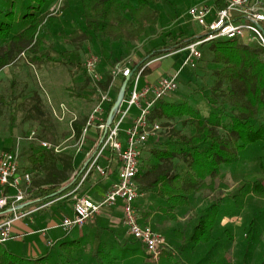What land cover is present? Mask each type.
<instances>
[{"label": "trees", "instance_id": "1", "mask_svg": "<svg viewBox=\"0 0 264 264\" xmlns=\"http://www.w3.org/2000/svg\"><path fill=\"white\" fill-rule=\"evenodd\" d=\"M53 1L37 0L38 4L29 3L26 12L19 19L8 23L0 21V42L6 44V47L0 49V69L11 65L21 54H27L33 65L51 62L54 60L51 51H57L62 55L61 63L67 64L73 71L75 61L66 58L64 51H58L53 44L48 43L50 37L56 38L63 34L60 15H64L70 6L69 0H63L59 9H51ZM157 1L81 0L79 8L70 10L77 26V30L71 33V43L79 38L92 42L99 39L103 44L108 42L116 49L134 48V42L143 38L147 26L155 25L158 21L159 11L155 6ZM208 2L217 8L225 5V0ZM14 13L11 8L5 14ZM177 36L169 38V46H156L145 57L155 59L164 54H172L195 40L192 36L176 42ZM47 45L49 46L45 51L44 47ZM201 50L202 57L197 67L189 69L191 72L187 74L189 81L194 84L177 96L172 94L162 98L153 108L152 117L166 122L162 123L160 137L149 144L150 162L142 165L141 160L137 175L139 187L145 193L150 191L147 202L142 199V205H138V208L144 206V221L152 214H157L158 217H166L177 224L178 210L188 206L199 191L208 187L215 189V182L222 176L224 166L239 163L243 155L251 153L253 149L264 150V46L256 40L244 43L239 38H223L204 43ZM105 60L107 64H113L112 55H106ZM145 64L146 61L141 60L133 68L140 69ZM78 70H82L86 82L76 95L92 98L94 89L80 60ZM150 72V67L146 66L142 71V78ZM104 75L102 85L108 88L113 79L112 71L108 68ZM124 79L125 77H119L118 89L113 90L114 96L108 106L107 117ZM15 84L16 81H13V85ZM0 97L4 102V97ZM32 112L39 117L43 130L51 131L53 120L41 109L39 99H35ZM32 112L29 116H34ZM87 118L88 115H80L74 121L73 128L77 138L81 136ZM21 155L26 156V168L32 174L31 193L38 191L36 196L40 198H56L57 195H51L70 184L78 169L74 153L56 152L33 142L23 148ZM256 159L262 175L255 180L245 181L233 195L219 196L216 201L200 210L192 233L180 245L181 251H187L190 245L191 248L207 245L208 249L211 247L209 263L218 264L220 260L221 264H225L223 259L211 258L212 255H217V251L214 252L213 249L224 241L219 231L220 219L224 216L234 217L237 210L246 206L250 196L264 194V160L261 155ZM75 185L76 182H73L58 197L70 193ZM8 189L1 187L0 196L8 194ZM70 197L71 195H67L65 201ZM226 200L232 203L234 209L229 215L224 207ZM146 207L148 211L145 212ZM2 217L4 215H0ZM174 232L184 234L175 225L171 228L170 239H173ZM225 232L229 238L227 244L230 245L234 240L233 235L229 230ZM256 232L255 220H252L246 234L247 258L251 244L255 243ZM68 233L46 254L35 259L17 254L6 243H0V264H120L136 256L140 249L137 245L140 242L133 237L122 242L115 229L103 218H99L81 237H71ZM196 262L202 264L204 260L198 259ZM258 264H264V256Z\"/></svg>", "mask_w": 264, "mask_h": 264}, {"label": "rangeland", "instance_id": "2", "mask_svg": "<svg viewBox=\"0 0 264 264\" xmlns=\"http://www.w3.org/2000/svg\"><path fill=\"white\" fill-rule=\"evenodd\" d=\"M128 1V0H123ZM204 1L211 0H158L155 4L159 11L157 23L149 24L146 28L145 34L141 40L134 42V48L116 49L115 46L106 42L103 44L101 40L92 42L88 39L79 38L71 43L73 36L71 33L77 30L76 23L73 19L71 9L79 8L81 0H69V8L65 14H61L60 18L63 21L64 29L63 34L58 37H50L48 43L53 44L54 48L58 51H64L66 58H71L75 61L73 71L71 72L70 66L61 63L62 55L59 52H52L51 56L56 61L44 62L40 64H31L28 55L21 54L11 65L5 66L0 69V96L4 97V102L0 97V151L19 149L20 162L22 160L21 152L24 147L28 146L31 142L41 146L40 141H48L50 143L61 145H73L74 141L69 140L71 136V120L73 115L66 114L64 117L59 118L55 115L54 110L58 108L61 103H65L69 109L74 113L77 118L80 115H88L93 108L94 94L92 98H84L77 96V92H81L82 86L85 84L86 79L82 74V70H78L79 60L83 68V63L86 56L90 53H96L100 56L101 63L100 69L102 73L108 68L112 71L114 66L118 63L124 62L127 66L133 67L141 60L147 63L152 61H163L167 54L162 57L151 59V56L145 57L147 52L154 47H160L171 43L170 37L177 36L176 42H182L185 39L197 35L200 27L196 25L187 16V11ZM38 4L37 0H0V21L12 22V20L19 19L22 13L26 12L28 4ZM12 4L13 7H12ZM60 5V0L52 2L51 9ZM13 8L14 15L5 14L9 9ZM71 35V36H70ZM252 41L253 38L251 37ZM166 41V42H165ZM167 43V44H166ZM44 50H47V47ZM1 47H6L4 42H0ZM43 50V49H42ZM102 50V52H101ZM1 51V50H0ZM176 53V52H174ZM112 55L113 64H107L105 56ZM145 57V58H144ZM144 58V59H143ZM181 65V64H180ZM191 71L189 68L183 70L179 77L178 90L173 93L177 96L193 85L187 76ZM13 81L16 84L13 85ZM134 81V76L130 79L129 85L131 86ZM118 89V83L115 86V91ZM114 94H112V97ZM35 99H39L40 106L45 113H48L52 118V129L43 130V125L39 122V117L32 112V105ZM30 112L32 115L29 116ZM166 122L162 120L161 123ZM50 126V125H49ZM32 131H36L37 140L29 138ZM98 136V135H97ZM163 138V136H162ZM94 148V144L88 142L83 146V150ZM70 147L67 150H76L78 148ZM259 155L264 160V150L255 151L243 155L242 161L233 166H224L223 174L215 182V189L210 187L203 189L196 193L190 200L188 206L183 210H178L179 221L175 224L174 221L166 217L154 218V220L144 221L142 208H138L141 222L150 225L155 230L164 235L166 239L165 252L161 264H197V260H204L202 264H210L209 248L208 246H197L186 251H181L180 245L185 242V239L192 233L198 214L204 207L216 201L219 196L228 197L236 193L237 189L243 185L245 181L255 180L262 175L259 171L260 164L256 159ZM150 149L149 145L145 149L142 156V165L150 162ZM26 157L23 159L22 164L26 167ZM103 163V161H101ZM144 167V166H143ZM24 168H22L23 170ZM96 170H93L94 174ZM147 194V192H146ZM152 195V193H151ZM251 197V198H250ZM247 200L246 206L242 210H237L234 217L224 216L220 219L219 231L223 237V242L219 247H216L214 252L217 255H212L214 260L223 259L225 264H258L264 256V194L260 196H250ZM147 195L145 198L146 199ZM148 198L149 195H148ZM140 199L138 205H142L143 201ZM141 207V206H139ZM227 215L234 211L233 205L230 201L226 200L224 203ZM234 213V212H233ZM252 220H255L256 225V240L250 246V254L248 258L245 255L247 248V231ZM97 218L92 222L96 223ZM175 225L179 226L184 234L179 232L173 233V239H170L171 228ZM89 227V226H88ZM226 230L231 231L233 235V242L228 245L229 238L227 237ZM71 232V231H70ZM119 238L122 242L132 237L128 234L125 228L117 227ZM183 235V236H181ZM72 237V235H70ZM17 250L22 254H26L29 249V240L25 242L12 243ZM139 251L136 256L130 257L120 264H152L148 255L144 254L145 250L141 243H137ZM214 245V244H212ZM211 245V246H212ZM24 250V251H23ZM169 253L171 254L169 256ZM25 256V255H24ZM218 264H221L219 260ZM224 264V263H223Z\"/></svg>", "mask_w": 264, "mask_h": 264}, {"label": "built area", "instance_id": "3", "mask_svg": "<svg viewBox=\"0 0 264 264\" xmlns=\"http://www.w3.org/2000/svg\"><path fill=\"white\" fill-rule=\"evenodd\" d=\"M62 1L60 0L57 9ZM187 16L200 27L199 32L193 36L195 39L193 42L176 51L183 56L180 67L155 82H146L142 85V71L151 62L140 69L129 67L121 62L112 70L113 79L108 88H104L102 83L105 75L100 69V56L96 53L88 54L84 60L83 69L94 89V104L81 136L77 138L73 128L77 116L65 103H61L54 113L59 118L66 114L73 115L72 133L69 137V140L74 141L73 145L61 147L48 141H40L42 147L54 149L56 152L76 147L78 152L84 153L81 166L71 178L76 185L68 194L74 199L73 214L63 217L60 226L66 232L83 228L93 222L103 208L120 205L123 212V224L128 234L142 244L152 264H161L166 239L159 231L141 222L137 203L146 196V193L139 187L137 175L145 149L152 140L160 137L162 131L161 121L152 117L153 108L159 100L178 90L179 77L184 69L197 67L202 57L201 46L204 43L223 38H239L244 43H248L252 37L264 46V0H225L222 8L204 1L191 7L187 11ZM133 76V84L130 86L128 82L120 109L105 134L106 114L112 101L114 87L119 77L131 79ZM92 130L96 133V138L92 142L94 148L83 150ZM29 138L37 140L36 131H32ZM107 152H111L117 159V179L111 184L101 201L95 202L88 194H79V190L89 179L93 170L102 177L108 176V168L101 163ZM0 186L14 190L13 194L0 196V210L4 214L11 213V216L0 222V243L4 244L14 238V223L31 214L30 211H23L22 206L31 196L32 174L21 169L18 148L0 151ZM47 244L51 248L55 241L50 239Z\"/></svg>", "mask_w": 264, "mask_h": 264}, {"label": "crops", "instance_id": "4", "mask_svg": "<svg viewBox=\"0 0 264 264\" xmlns=\"http://www.w3.org/2000/svg\"><path fill=\"white\" fill-rule=\"evenodd\" d=\"M182 61H183V56L181 53L169 54L167 55L166 58H164L163 61L162 60L158 62L152 61L149 65L151 72L142 79V85H144L146 82H155L160 77L167 76L173 73L180 67ZM95 138H96L95 130H92L89 134L88 142L92 143L95 140ZM63 151L67 153L70 152L74 153L77 158L76 160L77 166L78 167L81 166L84 159L83 152H77L76 150H66V149H64ZM25 157L26 156H22L20 166L21 169L24 168L23 170L29 171L26 168L28 165L27 159H26V163H27L26 167L22 164V161ZM102 161L103 163L102 162L101 163L108 168V176L102 177L99 173L95 172L94 174L90 175L89 179L79 190V194L82 193L88 194L95 202L101 201L105 193L109 190L111 184L117 179L118 162L117 159H115V157L113 156V154L111 152H107V154L102 159ZM0 190H1V186H0ZM8 190H9L8 192L9 194L14 193V190L12 188H9ZM146 192H147L146 194L147 198L145 202H147L148 195H150V191H146ZM37 194L38 191L31 193L29 200L23 204L22 206L23 211L26 212L30 211L31 214L14 223L13 225L14 238L9 240L5 244L13 252L23 256L25 255V257L31 259L38 258L41 255L46 254L49 250H51V248L47 244L48 240L52 239L56 243L65 236L67 232L60 226V223L63 217L73 214V203H74L73 196H71L70 199L68 198V200L65 201L69 193L61 197H58L57 195L56 198H49V199H45V197L40 198L36 196ZM156 202L157 201L155 200L154 203ZM141 208L142 210H144V206ZM146 211H148L147 207L145 209V212ZM0 215H4V217L0 218V222H2L7 217L11 216V213L9 212L4 214L2 213V210H0ZM156 216L158 215L152 214L148 220L152 221L154 220V218H156ZM99 218L105 219L108 222V224L113 229H115L117 234H118L117 232L118 225L122 229L125 228V230L127 231L126 227L123 224V212L120 205L103 208L101 210V213L97 216V220ZM94 224L91 222L83 228L72 230L71 232L68 233V235L81 237L85 235L90 230V227H92ZM27 240H29V249L26 254H22L12 244L13 242L21 243Z\"/></svg>", "mask_w": 264, "mask_h": 264}, {"label": "water", "instance_id": "5", "mask_svg": "<svg viewBox=\"0 0 264 264\" xmlns=\"http://www.w3.org/2000/svg\"><path fill=\"white\" fill-rule=\"evenodd\" d=\"M129 79L130 77H126L120 87V90H119V93L115 99V102L113 103L110 111H109V114H108V117H107V120H106V124H107V128H106V132L105 134L107 133L108 131V128L109 126H111V124L113 123L119 109H120V106L122 104V101L125 97V94H126V89H127V85H128V82H129ZM73 184V181L68 184L67 186L65 187H62L60 190H58L56 193L52 194V196H56V195H59L60 193H62L63 191L67 190L71 185Z\"/></svg>", "mask_w": 264, "mask_h": 264}]
</instances>
